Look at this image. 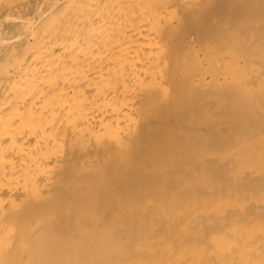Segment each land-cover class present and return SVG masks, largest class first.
Here are the masks:
<instances>
[{"label": "rangeland", "instance_id": "374dc122", "mask_svg": "<svg viewBox=\"0 0 264 264\" xmlns=\"http://www.w3.org/2000/svg\"><path fill=\"white\" fill-rule=\"evenodd\" d=\"M157 1L159 7H164L169 0ZM179 1L176 7L169 10L170 15L161 8L163 48L161 44L156 52L145 50L149 60L147 69L145 67L142 72L146 79L141 75L136 82L140 84L136 85L139 87L137 96L152 101L145 107L138 102L142 99L135 102L136 118H129L134 124L129 122L131 126H126L127 142H121L110 124H102L99 119L82 125L61 121L56 123V128L55 122H52L55 137L59 134L62 142L66 143H63V151H58L51 162L48 178L31 176L22 187L14 184L2 192L0 202L5 204V212L0 215V235L8 231L9 234L0 246V264H8L9 261L14 264H49L48 260L54 255L52 264H58V261L61 264L63 258H73L74 262L78 261L77 264L111 263L118 258L121 264H128L131 260L124 256L125 253L128 257L136 255L135 260L143 259L144 264H164V259L170 253L176 257L175 264H220L232 258L230 255L241 251L244 245L252 248L249 250L252 256L249 263L264 264V102L260 100L264 99V84L259 91L256 85L255 88H235L230 82L232 76H240L247 68L253 69L252 72L248 71L251 78L264 77V0ZM30 2L19 6L20 9L8 7L6 13H33L38 3H35L37 0ZM192 7H196L197 11ZM3 14L6 15L5 11L0 10V15ZM187 17L193 23L188 34L184 32ZM177 23L179 26H176ZM13 26L8 22L0 24L7 38L16 33L18 28ZM204 37L207 47L201 52L202 55H197L193 46ZM20 46L17 43L6 45L4 51L9 53L7 62L20 55ZM228 47L234 54L227 52ZM215 48L220 49V61L230 66L228 75L221 79L211 75L215 67L212 58ZM244 62L248 65L242 64ZM160 63L164 67L161 79L168 85L167 93L163 92L159 82H155L151 75L149 77V71ZM119 82L120 87H124V79L121 78ZM153 91L156 92L154 96L151 94ZM197 91L199 96L196 95ZM229 93H232V97H229ZM239 101L241 105L244 104L243 107ZM238 108L242 111H238ZM235 110L239 112H236L237 115ZM155 112L158 116H155ZM244 113L249 114V119H245L249 120L250 126L244 121V116H248ZM113 114H108L109 119L115 116ZM132 119H136L135 122ZM209 128L211 133L207 130ZM93 136L99 138L95 140L97 146L94 153H90L84 149H87V141ZM104 146L114 150L109 152L111 156L104 154ZM151 163L153 166L149 165ZM81 164L87 172L83 179L75 173L76 167ZM102 176L106 179L101 180ZM118 180L121 182L116 185ZM151 185L155 187L151 188ZM136 189L140 190L139 196L132 201L130 197ZM11 206L16 207L15 210ZM206 217H210L208 223ZM9 220L10 223H7ZM34 222L40 223L42 229L35 241L37 246L34 244L33 249L39 244L51 243V255L49 252L33 253L30 246L23 245V235ZM91 225L105 235H93ZM187 229L191 231L185 240L189 248L201 242L199 247L196 245V250H178L174 246V236L180 237ZM79 240L84 255L77 260L73 251L66 254L63 248L67 245L73 247ZM169 240L173 242L163 248V244ZM226 245L233 246L228 250ZM29 251L33 254L29 255ZM256 251L260 253L257 259Z\"/></svg>", "mask_w": 264, "mask_h": 264}, {"label": "bare ground", "instance_id": "6f19581e", "mask_svg": "<svg viewBox=\"0 0 264 264\" xmlns=\"http://www.w3.org/2000/svg\"><path fill=\"white\" fill-rule=\"evenodd\" d=\"M201 1L202 0L200 1L198 0V2ZM29 2L30 0H0V10H2V12L5 11L6 14V15L4 14L0 15V24H2L3 22H8L11 24V27L13 25H16L13 27L18 28L17 31L15 30L16 33L14 31L15 34L13 36L11 35V38H7L8 36L6 37L5 33L0 29V164H2V169L0 171V197L4 190H6L10 186H13L14 184H17L22 187L26 179L31 176H38L40 178H44L45 176L46 178H48V175L51 172V168H52L51 162L55 158L56 153L62 149L63 143L65 142V141L62 142V139L59 138V134L58 137H55L53 126H51L52 122H55V124L61 121L62 123L63 121H65L64 123L76 122L82 125L84 123L87 124V122L99 119L102 121V124L103 123L110 124V126L115 131L117 138L121 140V142L122 141L123 143L124 141L127 142L128 135L126 132V126L127 125L129 126L130 125L129 122H132L129 121V118L135 117L136 115L134 113L135 102L138 99H142V97L138 98L137 96V92H138L137 88L139 87L136 85H140V84H136V82L138 81L139 77H141V75L146 79L145 74L142 72L143 69H145L146 65H148L147 62L149 60L147 54L145 53V50H150V53L156 52L161 47V44L163 48L164 44L161 42L162 39L160 35V28L164 24L163 17L161 15L163 13L162 10L165 13H168L169 10H171L172 8H174V6L176 7V5L179 4V3L177 4L178 0H169L164 7H159L157 0H37V2L35 3L38 4L37 6H35L36 8L35 7L33 8L35 9L33 13H24L21 15H18L16 13L15 14L10 13L9 15L8 13H6L8 7L10 9L11 8L14 9L15 7H18V9H20L19 6L27 5ZM179 2H183V0L182 1L180 0ZM195 6L197 7V5ZM196 7L194 8L192 7V8L197 11ZM161 8L163 9L161 10ZM193 9H191V11ZM260 10H262V8H260ZM18 11L19 10H17L16 12L18 13ZM262 11H264V9ZM191 13L192 12H189V14L192 16ZM193 15L195 18H197L195 14ZM187 21L188 23L184 27V32L188 34L191 32V26L193 25V23H192V19L188 18ZM6 26L8 27L7 24ZM176 26H179V24ZM5 29L6 28L4 27V30ZM193 29L194 28H192V31ZM196 36H200V35L196 34ZM196 38L198 39L199 37ZM204 40L197 41L193 46L194 52L197 55H202L201 52L207 47L206 38ZM231 40L234 41L235 39H233L232 37ZM11 43L12 44L17 43L21 45L22 49L18 57L16 56L14 59L12 60L10 59V61L7 62L9 53L5 52L4 50L6 45L9 44L10 46ZM17 46L18 45H16L15 47L19 48ZM210 46H208V48ZM211 47H213V45ZM234 47H236V45ZM243 47L245 48V45ZM263 48H264V44H263ZM227 52H229L230 54H234L232 50L229 49V47ZM252 53L251 56L253 55ZM219 54H221V52L220 49L217 48H215L214 52H212V58L215 61L214 63L215 67L211 71V75L212 77L217 79H219L222 76L228 75V72L230 71L229 64L222 63L224 61L221 62L220 59L218 58ZM11 57L13 58L14 56L11 55ZM244 57L247 56L244 55ZM230 59H232V57ZM255 59L257 58L255 57ZM232 61L235 62L233 59ZM241 62H243L242 59ZM242 64L246 65L247 63L244 62ZM243 67L244 66H242V68ZM258 68L260 69V66ZM255 70L256 69H254V71ZM248 71L252 72L253 69L251 71V69L248 70L247 68V70L243 71L244 73L240 74V76H236V77L232 76L230 80L231 84L235 88H240V87L255 88L256 85L258 90L261 91L263 89L262 87L264 84V77H260V79L259 78L254 79V77L251 78V76L248 74L249 73ZM163 74H164V67L161 63L158 64L156 67H153V69L149 71V77L151 75V77L155 82H159V86L161 87L163 92L167 93L168 85H166L165 81L161 79ZM121 78H123L125 81L124 87H120L121 82L119 81ZM215 83L217 82H214V84ZM222 93L224 92L222 91ZM260 93L261 92H258V94ZM151 94L154 96L156 92L153 91ZM230 94L232 93H229V97H232L230 96ZM196 95L198 96L200 95L198 94V91ZM147 99L148 100L142 99L139 100L138 102L145 107L147 106L148 103H150V101H152L150 98ZM184 100L185 99H183V101ZM260 100L264 102V99H260ZM230 101L232 104L233 101L232 98L230 99ZM139 103L138 105H140ZM240 103L241 101H239V104ZM234 104H236V102ZM243 105L241 106L243 107ZM231 107H233V104ZM251 110H253V107ZM238 111H242L241 108L240 110L238 108ZM236 112L237 111L235 110V114ZM111 113H114L115 116L112 119H109L108 114ZM143 114H145V112ZM155 114H156L155 116H158L156 112ZM244 114L242 116H244ZM249 114H245L248 116H244V119L246 117H248L247 119H249ZM253 115H257V114H253ZM232 116L233 118L236 117L234 115ZM257 117L255 119H257ZM260 117L262 116H259V118ZM54 119H56L57 121H54ZM247 119H245L244 121H246L245 123H248V126H250L248 122L249 120ZM132 120L135 122L136 119L135 120L132 119ZM250 120H251V114H250ZM207 122H209L210 124L209 118ZM215 123H211V124L213 125ZM132 124L134 123L132 122ZM205 124L208 127L207 123ZM55 126H57V124L54 125V127ZM90 127H92V125ZM99 127L101 128V126ZM201 127H202V123H201ZM60 128H62V125ZM59 130L60 129H58V131ZM207 130H210V128ZM94 131H92L93 134ZM75 132H73L72 134H74ZM209 132L211 133V130ZM75 134L74 136H76ZM97 138L99 137L93 136L92 139L90 138L87 141L89 142V144L86 145L88 147L87 149L85 148L84 150L90 153L91 152L94 153V150L96 149L97 146L95 142V140H98ZM67 141H68V137H67ZM105 149L106 151L104 152V154L105 153L109 154V152L112 151V149L110 150L108 147ZM98 151L99 150L97 149V152ZM80 154H78V156ZM84 162L87 163V161ZM121 163H119V165ZM82 164L76 167L75 173H77L83 179L84 176H86L87 172L85 171L84 166ZM104 165L105 164H103L102 166ZM149 165L153 166L152 163ZM117 166L118 165H116V167ZM118 168L120 167L118 166ZM104 177L105 176H102L101 180L106 179V177L105 178ZM120 182H121L120 180L116 181V185H119ZM75 186L76 185H74V187ZM154 187L155 185H151V188ZM139 191L140 190L136 189L131 194L130 198L132 201L138 199ZM4 205L5 204L0 202V215L3 212H5ZM15 208L13 209L15 210ZM209 219L210 217L205 218L206 223L209 222ZM7 223H10V220ZM7 223H5L4 225H6ZM36 223L37 224H35L34 222V224L31 227H28L22 238L23 245L30 246L32 249L34 244L37 246L36 244L37 242L35 241L38 238L39 230L42 229V225L38 222ZM5 227L7 228V226ZM90 227H91L90 231L92 232L93 235H97V234L105 235V233L102 230L97 229L94 225H91ZM189 229H187L185 232L181 231L184 233H182L180 237H177L178 235L174 236L175 237L174 242L172 240L166 241L163 244L165 246V247L163 246V248H166L167 245L169 246L171 242H173L175 248H177L178 250L184 248L190 249L191 251L198 249V247L201 245V242L196 244L198 247H196V245H192V248H189L187 246V243L185 242V240L189 237L188 233L191 232ZM8 232H4L3 234L0 235V246L1 243L4 241V239L8 236L9 234ZM178 233H180V231ZM14 235L12 236L17 237L16 234ZM11 243L13 244V241H11ZM80 243L81 241L79 240L75 242V245H73V247L67 245L63 248V251L66 254L73 251V253H75L76 255V259L78 260V258H82V255H84L82 249L83 247H80ZM21 246L22 245H20V247ZM232 246L229 245L228 247L226 245V248L229 250L230 248H232ZM51 247H52L51 243H44V244L42 243L39 244L37 248H34L35 250L33 249V253L39 254L41 252L47 254L48 252L50 253L51 251H53V248ZM251 249L252 248L248 249L247 246L244 245L241 251L235 252L234 254L230 255L232 258H229L228 260H225L223 263L220 264H235L236 262H237L236 264H242V263L246 264V262L252 258V256H250L249 254V250ZM22 250L23 249H21L20 251ZM30 251H29V255H32L33 253H31ZM255 253L254 254L256 255V259H257L260 253L258 251H256ZM140 254L142 253L140 252ZM255 255H253L254 258ZM124 256L127 257L128 260H131V262L128 264H144V261L141 258L135 260L136 255L131 254L128 257V254L125 253ZM52 258L48 260L49 264L53 263V261L51 260ZM72 259L73 258H63L60 261L61 264H77L76 262L78 261L74 262ZM175 261H176V257L174 256L173 253H170L164 259L163 262L164 264H175ZM249 261L247 264L253 263V262L249 263ZM8 264H14V262L9 261ZM104 264H121V260L117 258L113 260L111 263H104Z\"/></svg>", "mask_w": 264, "mask_h": 264}]
</instances>
